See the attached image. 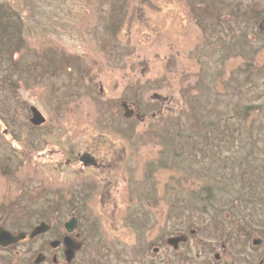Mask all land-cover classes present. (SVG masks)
Instances as JSON below:
<instances>
[{
	"label": "rangeland",
	"instance_id": "1",
	"mask_svg": "<svg viewBox=\"0 0 264 264\" xmlns=\"http://www.w3.org/2000/svg\"><path fill=\"white\" fill-rule=\"evenodd\" d=\"M61 2H66L67 16L57 14V6L53 5L48 12L54 15L50 19L41 17V24L45 29L39 33L30 32L28 36H24L25 33L22 35L26 44L14 56V64L0 50V76L9 74L19 80L20 86L17 97L0 87V199L3 202L14 201L18 198L17 190L21 188L25 191L23 195L26 200L36 199L38 205H41L37 185L39 182L47 183L50 177L59 181H67L73 177L66 183L70 184V181L75 182L76 179L80 182L77 183L79 187L88 188L89 191L91 187H97V192L93 190L92 193H86L89 197L84 203L92 207L89 211L92 214L86 212L83 215L90 221L98 217L96 220L101 228L91 230L86 220H82L89 239L83 248L84 253L95 258L105 257L106 250L118 252L120 259L111 257L112 264H125L130 260V250H134L135 257L139 258V250L147 249L145 243L153 241L156 234L159 239L162 235L168 236L171 232L169 229L174 226L186 228L183 225H188V221L185 219L173 222L169 220L172 217L168 218L169 203L163 197L173 172L170 169L157 170L152 179L155 192L151 196L147 194V198H139V191L145 183H141L139 175L142 170L136 166L137 160L146 162L155 157L159 147L152 141L137 146L134 151L132 148L135 145L131 149L127 146L125 137L117 130L125 124L117 107L123 91L129 84L131 89H138L132 97L138 98L143 116L137 118L133 113L132 120H137L133 136H141L146 140V132L157 127L160 115L164 114L165 117L184 105L181 88L193 84L199 68H203V64L199 67V55L196 54L204 49L205 54L199 56L203 58L202 63H213L224 52L218 36L223 37L226 51H231L223 63V76H228L231 71L236 73L240 85L246 91L245 95L253 94L244 97L245 99L240 92L237 93L239 96L229 95L230 91L227 95L229 88L220 84L216 87L221 92L220 102L214 100L213 103L218 109L226 103L229 105L233 99L260 104L259 111L256 110L251 115L260 126V130L252 128L255 134L257 132L260 135L251 149L253 156L243 161L242 157L247 155L250 144L242 140L239 156L240 163L243 162L235 164L233 169L231 188L235 191L229 194H235L242 189L237 182L241 178L239 173L242 167L247 172L255 168L257 162H264V46L255 51L253 65L250 67L243 63L244 54L238 53L242 46L249 50L252 41L264 43V28L261 34L258 33L259 20L244 17V10L248 5L254 2L258 4L257 7H263L264 0L51 1ZM39 4L44 2L0 0V8L5 11L2 20L11 24V9L14 8L18 9L23 21H34L31 19L34 14L30 9ZM111 7L116 8V14L120 15L115 31L117 33L114 35H111L106 26ZM241 20L243 22L239 25ZM51 24L55 27L53 31ZM241 27L245 31L244 38L236 31ZM12 30L7 27L5 31L11 33ZM230 32L235 34L229 35ZM241 65L248 67V76L241 72ZM224 77L223 79L228 78ZM251 78L253 81H250ZM32 106L37 107L45 118L42 126L30 125L27 118ZM130 107L135 105L132 103ZM151 111L154 114H150ZM67 139L68 142L80 140L79 144L82 146L85 142L89 145L87 149L94 152L93 156L97 159L105 151L115 155L112 148H120V153L124 156L114 157L111 162L118 166V174L116 175L117 168L108 165L99 167L105 174L89 172L86 167L85 173L63 167L53 168L49 163L28 159L23 153V149L42 148L49 144L63 146ZM121 145L124 146L120 147ZM83 153V157H89L86 152ZM105 156L110 159L108 152ZM126 162L137 171L134 173L133 170L124 168ZM108 174L111 175L108 179L111 180L112 188L102 194L103 185L106 184L102 177L105 178ZM135 174H138L137 178ZM139 178L141 182L135 180ZM117 180L120 184L114 187ZM70 185L74 187L75 184ZM186 192L189 193V190L184 182L181 192H177V199L186 195ZM218 194L217 197L221 199L224 193ZM103 195L104 201L101 203ZM11 209L12 219L20 217L24 224L35 218L32 213L15 205ZM63 214L62 212L61 215ZM15 223L17 220L14 224L10 222L14 226ZM194 223L200 226L196 220ZM142 228L144 231H140ZM231 232L233 241L239 243L247 240V232ZM218 233L220 234L219 231ZM218 233L210 231L212 238H204L202 232L196 233V241L203 239L212 242L221 237H217ZM193 239L191 237L187 244L193 245ZM100 240L102 243H99ZM134 260L138 259L134 258L132 261Z\"/></svg>",
	"mask_w": 264,
	"mask_h": 264
},
{
	"label": "trees",
	"instance_id": "2",
	"mask_svg": "<svg viewBox=\"0 0 264 264\" xmlns=\"http://www.w3.org/2000/svg\"><path fill=\"white\" fill-rule=\"evenodd\" d=\"M51 1L42 0L44 4H39L35 6L36 8H31V13L34 14V18L31 19H34V21L29 20L30 22L23 21L18 9L15 10L14 8L11 9V24L7 20L3 21L2 18L5 16V11L0 8V50L5 53L4 56L10 63H15L16 59H14V56L26 44V41L22 37L24 33V36H28L30 32L39 33L42 29H45V26L41 24V17L50 19L54 13L48 11L53 5L57 6L56 13L58 12L60 15L63 13L64 16H67L66 2L51 3ZM257 6L258 4L256 5L254 2L248 5L244 10V17L246 16L249 19L256 18L260 22L262 17H264V5L263 7ZM119 7H122V5ZM236 7L235 9H238ZM117 14L116 8L111 7L108 11L106 26L111 32V35L117 33L115 32L118 28L117 20L120 21V15ZM242 22L241 20L239 25ZM200 24L203 25L202 23ZM51 25L48 26L51 27ZM7 27H11L13 32L5 31ZM52 27L51 30H55L53 25ZM236 31L239 32L238 35L240 37L244 38L245 31L243 27ZM260 32L261 30L258 29L259 34L262 33ZM231 34L235 33L230 32L229 35ZM218 38L220 44L223 46L224 52L219 58L214 59L213 63L208 60L209 62L206 65L202 63L203 58L199 57L201 54H205V50H200L196 54L199 55V67L203 64V68H199L193 84L181 88L183 100L185 101L183 103L184 105L178 108L177 111L166 114L165 117H163L164 114L160 115L157 127L146 132L148 135L146 140L141 136H133L136 128L135 121L137 120L136 118L133 120L132 118L130 119L131 116L126 117L123 115V106L120 104L122 99L129 106L133 103L141 114L142 111L138 105V98L132 97L138 89H131L130 84L128 87L126 86L127 88L123 91L124 94L121 95L122 98L118 103L119 106H117L119 113H121L120 115L125 119V124L117 130L121 132V136L125 137L128 143L127 146L130 149L135 145L132 148L134 151L137 149V146L139 147V145H143L147 141H152L151 143L154 144L157 143L159 147L157 155L151 159H147L146 162L137 160L135 156L137 160L136 166L142 170L141 175H139L142 180L140 178L135 180L145 183L144 187L139 191V198L140 196L147 198V194L151 196L155 192L153 186L154 181L152 179L157 170L170 169L173 171L169 177V182L167 183L163 197L169 203V210H167L168 218L172 217L169 220L173 222L187 219L188 225L184 223L183 226H186V228H182L181 226H174L172 229L168 228L171 230L169 234L187 232L189 228L194 227L196 228L194 235H197L196 233L201 234L202 232L205 238L207 236L211 237L210 231H217V233L219 231L220 234L218 233L217 237L222 236V234L232 236L231 231L238 230V228L246 231L249 226L256 230L264 227V162H257L255 168L247 172L246 168L242 167L239 173L241 178L237 181L242 186V189L238 190L235 194H229L235 191V189L231 188V179L235 164H239L241 161L239 155L243 146L242 140L250 144L246 152L247 155L242 157L244 161L249 157L252 158L253 153L251 149L260 136L259 133L256 132L255 134L252 131V128H259L260 126L251 117L253 112L256 110L259 111L260 104L233 99L229 105L226 103L224 107L218 109L213 103L214 100L220 102L219 96L221 92L216 88L220 84L229 88L227 91L225 90L227 95L229 91L231 93L229 95H238L237 93L240 92L242 98L249 97L250 94H253L245 95L246 91L240 85L241 82L238 81L239 76L236 73L231 71L228 76H225L228 78L223 79V63L230 56L231 51H226L227 47L226 43H224V38L221 36H218ZM249 46V50L244 46L238 50V53L244 54L245 60L243 63L248 65V67L253 65L252 60L255 51L263 48L264 43L256 40L255 42H250ZM205 60L207 61V59ZM248 67L242 66L241 68L244 76H248L249 74ZM250 81H253V79L251 78ZM0 87L6 88L13 96L17 97L20 88L19 80L9 74H2L0 76ZM256 94L260 96L259 92H256ZM129 101H132V103ZM187 101L189 102L187 103ZM147 111L150 110L147 109ZM150 114L154 113L151 111ZM29 123L33 126L30 119ZM41 124L34 126H42ZM77 145V142L70 143V147L72 148H75ZM123 146L121 145L120 147ZM113 148L115 149L114 154L117 157L124 156L120 153V148L119 150L118 147ZM250 164L253 165L252 162ZM116 168L118 170V166ZM124 168H128L130 171L133 170L134 173L137 171L134 170V166L131 167L127 162ZM137 177L138 174H135V178ZM184 182L185 184L187 183L189 193L186 192L187 196L182 195L181 198L177 199L179 195L177 192H181ZM218 193H224L221 199L217 197L219 195ZM105 194L108 195L107 193ZM103 198L104 195L102 196L101 203L103 202ZM63 202L68 203V201ZM226 211L227 214H225ZM81 217L86 220L91 230L99 229L100 224L96 220L98 217H95L92 221L83 214ZM195 220L199 223V227L194 223ZM254 222L259 227L251 226ZM143 228L140 231H144L145 228ZM164 236L162 235V242L165 238ZM205 241L211 243L209 240L202 239V242ZM99 243H102L101 240ZM145 244L147 249H150L155 243L150 241ZM102 247L105 249V246Z\"/></svg>",
	"mask_w": 264,
	"mask_h": 264
},
{
	"label": "flooded vegetation",
	"instance_id": "3",
	"mask_svg": "<svg viewBox=\"0 0 264 264\" xmlns=\"http://www.w3.org/2000/svg\"><path fill=\"white\" fill-rule=\"evenodd\" d=\"M122 100L120 104L125 102ZM127 105L130 108L129 104ZM137 111L139 117H142L138 108ZM133 116L134 114L130 119ZM136 117L138 118V116ZM43 124L44 122L41 125ZM79 142L75 148H72L70 147L72 142H68L67 139L63 146L62 144H56V146L49 144L42 148L23 149V153L26 158L33 161L49 163L53 165V168L63 167L79 173H85L84 168L86 167L89 172L105 174L104 171H100L101 168L99 169L102 165L117 167L116 164L111 163L112 159L117 157L112 152L105 151L97 159L93 156L94 152L87 149L88 144L83 142L82 146ZM114 150L112 148V151ZM83 152H86L89 157H83ZM106 152L110 154V159L105 156ZM60 170L62 169L60 168ZM109 177H111L110 174L105 178L102 177L106 182L103 185L102 194L105 190L112 188ZM67 181H59L50 177L45 184L39 182L37 185L38 195H36L41 197L44 202L41 205H38L36 199L26 200L23 195L25 191L21 188L17 190L18 198L14 201L3 202L0 199V264H112L111 257L120 259L118 252L106 251L105 257L96 256L95 258L84 253L83 248L89 239L86 229L82 225L81 215L91 211L92 207L84 204L86 198L89 197L86 193H92L93 190L97 192V187H91L89 191L88 188L79 187L77 183L80 182L76 179H74L75 182L70 181V184L76 185H74L75 188L73 185L67 184ZM115 184L114 187L120 182L116 181ZM63 201H68V203ZM14 205L23 211L32 213L35 216L32 222L24 224L20 217L12 219L13 209L11 207ZM62 212L63 215H61ZM72 217V224L66 226V222ZM15 220L17 223L14 226ZM11 221L13 224H10ZM39 224H43V230L31 236L33 229ZM251 226L257 227L256 224ZM247 228L246 231L239 228L236 230L237 232H247V240L239 243L233 241L232 236L228 234H222L219 239L211 243L202 242V239L196 241L197 235H194L196 230L194 227L189 228L190 231L187 232L168 233V236L165 234L163 242L162 237L159 239L156 234L154 240L151 241L155 244L150 249L139 250V258L135 257L134 250H130V260L125 264H264V227L260 230L250 226ZM173 236H178L179 239L175 245H170L167 243V239ZM191 237H194V243L188 245ZM162 244L166 246H161ZM111 254L113 256H109ZM134 258L138 260L132 261Z\"/></svg>",
	"mask_w": 264,
	"mask_h": 264
},
{
	"label": "water",
	"instance_id": "4",
	"mask_svg": "<svg viewBox=\"0 0 264 264\" xmlns=\"http://www.w3.org/2000/svg\"><path fill=\"white\" fill-rule=\"evenodd\" d=\"M258 29L262 30L264 28V17H262V20L257 24ZM122 106H123V115H125L126 117H130L133 115V112H135L136 116L139 117L138 111H137V107L134 108H128V105L126 104V102H121ZM30 111H31V115H30V122L32 125H39L41 123L44 122L45 118H43L41 112L38 110L37 107H30ZM73 221V217L66 222V226L71 225ZM43 224H39L35 229H33V232L31 234V236H34L36 234H38V232L42 231ZM179 239L178 236H173L172 238H168L167 239V243L170 245H175L176 241Z\"/></svg>",
	"mask_w": 264,
	"mask_h": 264
}]
</instances>
